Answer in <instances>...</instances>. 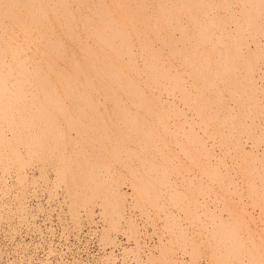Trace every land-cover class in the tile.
<instances>
[{
	"label": "bare ground",
	"instance_id": "bare-ground-1",
	"mask_svg": "<svg viewBox=\"0 0 264 264\" xmlns=\"http://www.w3.org/2000/svg\"><path fill=\"white\" fill-rule=\"evenodd\" d=\"M84 1L79 2L86 3L84 7L70 3L72 7L69 9L75 13L76 18L66 17V24L55 25V28L52 29L55 34L59 35L55 39L56 42H62L63 38L70 40L73 37V43L78 52H85L84 60L76 63L72 60V55L77 51L75 48L76 51L73 50L71 53L65 43L61 45L54 43L50 50L45 51V54L54 55L59 49L65 57V64L61 65L62 74L58 79V87L55 86L56 82L49 74L44 75L43 79L35 78L34 81L27 78L26 82L33 86L27 87L29 91L27 90L26 93L16 91L12 95L14 91L8 90L10 93L3 98L6 100L5 105L0 103V168L3 170L1 171L3 174L0 173V186L5 182V170L10 167L19 169L18 179L27 185L28 176L27 174L23 175L22 171L26 169L24 156L38 155L50 163L53 160L57 161L52 163L54 167L49 166L57 168L62 176L61 180H65V188L74 198L72 203L74 215L78 216L80 207L91 206L90 203L94 204L95 198L104 197L107 199L103 203L105 214L112 217L110 224L115 227L119 215L124 213V208L119 206L118 201L130 192H126L122 188L114 189L116 192L112 191L113 184L116 182H110L111 176H108L111 174L108 165L109 158L121 173L124 174L123 171L127 169V172L131 170L129 172L136 175L133 170H145L149 175L148 179H150L147 181L151 183V180L154 179L156 184H164V179L169 181L171 178V174H166L167 165L171 166L169 164L171 161L173 162L172 167H176L180 171L179 173L174 171L178 181H183L184 176L190 173L184 174L183 169H189L191 166L190 170L193 173L190 177L193 176L192 180L194 179V181L192 182H195L194 185L197 187L193 191L194 187L190 189L186 186L193 191V196L190 194L191 200H188L194 205V209L190 207L192 204L189 205L194 212V216L191 217L187 214L190 217V220L187 217L189 227L183 222L184 220L176 218L178 221L175 225H181L184 234L185 231L186 234L187 231L189 233L190 229L197 232L196 228L198 227L199 230L201 227L200 224H196L198 218L195 215L196 212L199 216L203 215L201 217H205L207 213L212 215V212L215 213V216L213 214L212 217L215 219L218 217L214 212V206L219 207L218 203L226 199L225 195L229 190H227L228 187L227 189L223 187L231 185V182H234L232 178L236 179L235 183H241L240 185L247 181L243 187H248L250 190L248 194L253 198L252 204L259 208V203L264 200V190L261 189L264 187V162H262L264 158H261L260 164L258 161L259 168H263L259 170L256 166L257 163L253 162L257 160V157L253 156V160L249 151L253 148L259 150L260 143L264 142V138L252 132V129H255L252 123L255 122L256 113L249 103L251 101L258 103L261 100L259 94L256 99L257 94L252 93L258 86L257 80L253 78L258 71L256 68L259 67L255 60L264 55V0ZM253 2L256 3V6ZM250 3L253 5L249 6ZM104 4L107 6L105 10L101 7ZM78 8H85V10L80 12ZM32 9L35 7L33 6ZM61 10L65 14L64 9ZM38 17L34 12H25L16 23L17 29L29 31L32 36L40 40L38 22H36ZM250 42L255 43L254 50L249 48ZM240 58H243L244 61L241 59L242 62H240ZM243 67H246V72L242 71ZM229 68L230 72L227 71ZM38 82L48 88V92L45 94L47 98L45 104L37 98L40 105H36L30 97L32 92L42 88L37 85ZM44 82L50 85H46ZM28 92L29 94H27ZM19 104H23V109L19 108ZM234 104L238 109L237 112L233 111ZM53 106L58 107V113L63 116L56 113L57 111H49V107ZM244 106L246 108H243ZM93 107L98 108L90 110ZM233 116L238 118L226 126L231 130L225 129L224 132L223 129L218 133V130L211 128L220 125L217 118L222 123ZM247 118H251L249 122L245 121ZM66 119L70 120L66 121L67 125L63 121ZM72 119L76 121V124L75 121L69 123ZM197 119L201 121L196 124ZM242 122H244V126L238 129L236 124L241 125ZM63 124L64 126H62ZM206 127L210 129L208 133L210 138L205 136ZM71 129L76 131V135H73ZM243 130L246 131L247 136L253 139V146L249 150L246 148L247 151L243 150L244 147L238 148V141L242 138L240 132ZM183 138H187V140ZM216 150L217 153H215ZM240 152H245L246 158V162L242 165L237 161ZM186 155L188 160L183 157ZM231 155L232 157H230ZM38 159L37 162L41 160ZM33 162L30 164L34 165ZM223 166L225 169L227 168V171L222 168ZM230 167L235 169V175L234 173L229 175ZM161 173L162 179H159ZM179 176L181 177L179 178ZM58 177L56 175V178ZM205 179H207L210 189H208L209 186L205 189L202 184ZM140 181L142 182V180ZM212 183H218L223 190L226 189L221 197L218 196L217 189V192H212L211 189L214 188L211 186ZM144 185L147 186V183L143 180V185L138 187L140 194H137V191L136 197L141 195L145 201L142 197V201L140 198L138 203H146L148 195L145 196L143 193L146 191ZM239 186L235 185L236 190L234 191L238 192ZM154 187L156 190V187L159 186ZM167 190H170L169 187ZM166 191L164 188L160 189L162 195ZM205 191H207V195H205ZM162 195L160 194V196ZM230 196L229 198L232 197ZM236 197L238 198V196ZM157 198L156 200H158ZM201 198L207 200L205 202L210 206L211 213L208 212L205 204L206 208L203 207V209L206 210L199 211L201 208L197 207V204L201 202L203 204L204 201ZM137 199L139 200V198ZM132 200L134 201V199ZM165 200L166 198L163 196V204H160V207L155 204L157 209L165 208ZM237 200L235 198V201ZM237 203L235 202L237 206L242 205ZM249 203L251 204V200ZM225 205L227 206V203ZM254 205L249 207L250 210H244L248 215L243 213L241 206L242 210L238 211H236L237 206L236 208L231 207L233 209L230 210L227 209L230 220L228 219L225 225L221 223L222 226L219 227L222 230V233L219 232L221 238L219 237L217 242L215 239L218 237L214 236L216 243L212 249L217 248L220 252L215 253L213 249L215 255H210L213 260L215 259V264L231 262H225L226 257L231 253L237 258L236 261L232 260L235 257L231 259L232 264L233 262H235L234 264H247V262L248 264H264V224L262 223L264 222V209L261 207L262 210L258 213L257 220L252 214L256 209ZM182 206L190 209L187 205ZM244 207L248 208L246 205ZM167 208L168 206H166ZM2 211L4 209L0 204V213ZM180 211L181 208H179L180 216H178L179 214L173 208L169 210L172 216H178L179 219L184 217L183 211ZM223 212H221L222 215ZM225 214L227 213L225 212ZM170 219L166 217V227L169 226ZM197 223H199L198 220ZM208 226L211 229V225ZM216 230L212 233L215 234ZM191 241L189 240V243ZM196 245H193V248H196ZM221 248L222 251H220ZM196 254L194 253L193 259H196ZM223 257L224 261L222 262ZM208 261V264L214 262L211 259ZM193 263L196 264L195 260Z\"/></svg>",
	"mask_w": 264,
	"mask_h": 264
},
{
	"label": "rangeland",
	"instance_id": "rangeland-1",
	"mask_svg": "<svg viewBox=\"0 0 264 264\" xmlns=\"http://www.w3.org/2000/svg\"><path fill=\"white\" fill-rule=\"evenodd\" d=\"M79 2H85V1L84 0H49V1L48 0H0V94H1L0 103H3V105H5L6 100L3 98L5 97V95L10 93L8 92V90L14 91L12 95H14L16 91H21L23 93H26L27 90L29 91L27 87H33V86L32 85L30 86L29 83L26 82L27 78L29 80L34 81L35 78L43 79L44 75L49 74V76H51V78L55 80L54 81L56 82L55 86L58 87L57 85L59 84L58 79L60 78L62 74L61 65L65 64L64 63L65 57L63 56V54H61L59 49L57 50L56 53H54V55H51V56L48 54H45V51L50 50L53 47L54 43L59 44V45H61L62 43H65L69 47L71 53L73 50L76 49L73 43V37L70 40L63 38L62 42H56L55 39L59 37V35L55 34L52 31V29L55 28V25H59L61 23L66 24L67 23L66 17L76 18L75 13L69 8L72 7L70 3H73V5L75 6H77L78 4L80 7H84V5L86 4V3L81 4ZM253 3H250L249 6L251 4L253 5ZM254 4L256 6V3ZM33 6L35 7V9H32ZM101 7L103 10L107 8L105 4L101 5ZM61 9H64L65 14L62 13ZM78 9L80 10V12L85 10V8H78ZM30 11L34 12L35 14L39 16L38 19H36V22H38L37 27H38V36L40 40H38L37 37L32 36L31 32L25 31L22 29L18 30L16 27V23L18 19L21 16H23L25 12H30ZM138 18L140 19V17ZM134 20H137V19H134ZM248 46L251 50H254L255 43L250 42ZM82 52L81 51L78 52L77 50L76 53L72 55V60L76 61V63L79 61H83L85 52L84 51ZM241 59L243 60V58H240V62H242ZM255 62H257L259 67L256 68L258 71L257 72L255 71L256 73L254 74L255 76H253V78L257 80L258 86H257V89H255L252 94H257L256 99L259 94L261 100L258 103L257 102L254 103L251 101L250 103L252 104V106L249 103V106L251 108L253 107L252 110L256 113V116L254 119L255 122L252 123V125L255 126V129L253 128L252 132L264 138V131H262L264 129V86H263L264 85V55L256 59ZM245 68L243 67L242 71L245 70ZM227 71L230 72V68ZM38 83L39 84L37 85H39V87H42V88H39L38 90L32 92L30 94V97L32 99V102L36 103V105L39 104V102L37 101V98H39V100H41L42 103L45 104V102L47 101L45 94L48 92V88L43 87L44 84H42L41 82H38ZM44 83L46 85L49 84L46 82ZM27 94H29V92ZM34 94H36L37 97L36 95L34 96ZM22 106L23 104H19V108L23 109ZM246 106H244L243 108H246ZM95 108L97 109L98 107H93L90 110L92 109L95 110ZM49 111H53V112L57 111L56 113H58V107L56 106H53L52 108L49 107ZM233 111L234 112L238 111V109L236 108V105L234 106ZM58 114L63 116V114L61 113H58ZM237 118H238L237 116L228 118L226 119L227 122L224 121L225 123L224 122L220 123L221 120L217 118V122L219 120L218 124L220 125H218L217 127H211V128L218 130L219 131L218 133L222 132L223 129H224V132L226 130H231L230 127H228L227 129L226 126L229 125L228 124L229 122L236 121ZM250 119L251 118H247L245 121L249 122ZM68 120L69 119H66L63 121L68 122ZM72 121L74 122L75 120L72 119L71 122L69 123H72ZM196 121L195 122L197 124V123H200L201 120L199 121L197 119ZM67 122L64 124L67 125ZM74 123L76 124V121ZM64 124L62 126H64ZM236 126L239 129L240 127L244 126V122H242L241 125L238 123L236 124ZM196 127L198 128V125ZM248 129H251V128H248ZM74 131L75 130H72V133L73 135H76V131L75 132ZM209 131L210 129L206 127L205 128L206 137L209 135L208 134ZM233 136L236 137L235 135ZM240 136L242 138L238 141L239 143L238 148L240 147L242 149L244 147L243 150L245 151H247V149L248 150L251 149L253 146V139L250 136H247V133L245 130H243V132H240ZM183 139L187 140V138H183ZM249 152L248 153L250 154V156H252V158L253 156L257 157V160L253 161L257 163L256 164V166L258 167L257 169L259 170L263 169V168H259V164L261 163L260 160L264 158V142L262 141L260 143L259 150L258 148H255V149L253 148ZM215 153H217V150ZM244 153L245 152L238 153L237 161H239L241 165L246 162ZM24 157H25L24 165H26V169H23L22 171L24 172L23 175L27 174L28 176L27 185H25L18 179L19 169H17V167H10L9 169L11 170L9 169L5 170L6 171L5 182L2 186H0V204H2V209H4V211L0 213V217H1L0 218V264H182V263L183 264H188V263L194 264L193 263L194 260L196 264H208L209 263L208 260L210 259L214 261L212 262V264H215L216 261L215 259L213 260L211 256L215 255V253H220V252L217 248L215 249L213 248L215 252L213 253L212 247H214V244L217 242V240L221 238L220 235L222 233L221 232L222 230H220L219 227L222 226V224L225 225V223L228 222L227 220L229 218H228L227 209L229 210L233 209L231 207L236 208L237 205L235 204V202H238L239 204L243 205V206L238 205L237 206L238 208L236 209V211H238L242 207H243L242 208L243 211L246 209L250 210L249 207L254 205L252 204L253 198L251 197V195L248 194L250 190L248 189V187L247 188L243 187L247 181H245L243 185H240L241 183L239 184L235 183L236 179H233L230 176L232 178V181H234V182H231L232 186L224 185L223 187L226 189L228 187L227 190H229L230 193L227 191V194L225 195L226 199L224 198L225 200L220 201L221 203L223 202L222 204L220 202L218 203L219 207L214 206V212H216V216L218 217L216 219L215 217H212L213 214L215 216V213L210 212L209 210L210 206L206 204L207 200L201 198V200H204V201H203V204H201L202 202L200 204H197V207L199 206V208H201V210L199 211L202 212L203 210H206L205 205H207V210H209L208 212H210L212 215H209L207 213L205 217H201L203 215L199 216L198 212H196L197 214L195 215L199 218V219L198 218L196 219V224L197 225L200 224L201 226L199 230H198V227L196 229H197V232L200 231V233L194 232L193 229H190V230L188 229L189 233L187 231V234H186V231H185V234H184L181 229L183 227L181 225H175V223L178 220H182V221L184 220L183 222L186 224V226L188 225L189 227L190 224L187 219L189 218L190 220V217L192 215L194 216V212L192 211V208L194 207V205L192 202L190 201L188 202V200H191L190 197L193 196L194 189L195 188L197 189L196 185H194L195 182H192L194 181V179L192 180L193 176L190 177V175L193 173L190 170L191 166L189 167V169H186V168L183 169L184 174H186L187 172H190V173L186 174V176H184L183 181L179 180L180 181L179 182L178 179L176 180L177 175H176V172L174 171H177L178 173L180 171L178 170V168L172 167L173 162L169 161V164H171V166L167 165L168 171L166 172V174L168 175L171 174V178L169 179V181L167 179H164L165 180L164 184L162 183L156 184L154 182V179H152L151 183L154 186H159V187H156V190H155V187L151 183L148 182L150 181V179H148L149 175L146 173L145 170H139V171L133 170L136 173V175H134L131 172H129L131 170H128L127 172V169H125L123 171L124 172L123 174L117 167L113 165L111 158H109L110 160L108 161V165L110 167L111 174L108 175V171H109L108 170L107 175L111 176L109 178L110 182H113V183L116 182L115 183L116 185L112 183L113 186L115 187V188L114 187L112 188L113 189L112 191L116 192L117 190L116 188H118V190L122 188V190H125L126 192L128 191L130 192L129 194H131V195L128 194L130 197L128 195H124L127 198H123L124 197L123 196L122 199L118 201L119 206L121 205L120 207L124 208L123 209L124 213L119 215V218L116 222V226L113 227L110 224L112 223L110 222V219H112V217L109 214H105L104 207H103V203L107 199H104V197L95 198L94 204L90 203L91 206L80 207L78 209L79 210L78 216L74 215V213L72 212L73 211L72 203H73L74 198L73 196H71V193H69L67 189L65 188L66 187L65 180H63L64 182L61 180L62 176H60L58 169L53 168L54 166L52 163H55L57 161L53 160L52 163H50V161L43 160L41 156L38 157V155L37 156L33 155V157H30V156H24ZM183 157H185V160H188L187 155ZM230 157H232V155ZM37 158L41 160L37 162ZM177 160L179 161V159ZM258 161H259V164H258ZM30 162L31 163L33 162L34 165L30 164ZM262 162H264V159L262 160ZM187 164L189 165V163ZM49 165H52L53 167L50 168L51 166ZM222 168L225 169L224 166ZM169 169L173 170L171 172L174 174H172ZM225 170L227 171V168ZM230 170L231 171L228 170L229 175L233 173L235 175V169L231 168ZM1 171H3L2 168H0V173L3 174ZM226 171L225 173H227ZM138 172L140 173V175ZM241 174L243 175V172ZM241 174L239 173V175ZM10 175L12 176V178ZM56 175L57 177L59 175V177L56 178ZM130 175L133 177L134 176H137V177H134L135 178L134 179L133 177L131 178ZM159 175H160L159 179H162L161 178L162 173ZM180 177L181 176H179V178ZM22 178L24 180V176ZM10 180L12 184H10L11 183L9 182ZM140 180H142V182ZM143 180L146 181L147 186L149 185L148 188L147 186H145L146 184L143 186V187H146V191H143V193L145 194V196L148 195L149 198H151L152 200H150L147 196L148 200L146 199V203L145 202L138 203L140 201V198L142 201L143 196L138 195L139 197H136L137 196L136 192L138 191L137 194H140V191H139L140 189L138 187L143 185ZM206 180L207 179H205L204 182L202 183L205 186V189H207L209 186ZM66 184H68V181H66ZM167 184H169L168 187L170 190H167L168 189ZM178 185L180 186L178 187ZM216 185L218 188L216 187ZM219 185L220 184L218 183H212L211 186L214 188H212L211 190L212 192H217L218 190L219 191L218 196L220 195L219 197H221L222 194H224L226 189L223 190L222 187ZM235 185L236 186L240 185L238 187V192L234 191L236 190V187H234ZM163 186H165L166 189ZM186 186L190 189L194 187L192 189L193 191L189 190ZM162 188H164L165 191L167 190L165 194L163 195L160 192V189L162 190ZM208 189H210V186ZM261 189L264 190V187ZM147 191H148V194H147ZM151 191L153 192V194ZM188 191H189V194H187ZM207 191H205L206 193V194L204 193L205 195H207ZM155 192H157L158 195H156L157 193L155 194ZM180 192L181 194H179ZM134 193H135L134 196L136 198L133 196ZM160 194L162 196H160ZM156 196H158L159 198H157ZM163 196L164 198H166L164 204L168 206L167 208L168 211L166 209V206L165 208H163V210H161L160 208L157 209L163 204L162 202ZM179 196H181L182 198ZM229 196L231 198H229ZM236 196H238V198ZM137 198H139V200ZM156 198L158 200H156ZM235 198L236 200L237 199L238 200L235 201ZM132 199H134V201ZM250 200H251V204L249 203ZM178 201L180 203L182 201V203L180 204ZM226 203H227L228 208L225 205ZM263 203H264V200L261 201V203H259L258 205L259 208L256 207L257 205L256 206L254 205L256 209L253 211L254 213L252 212V214H254L257 220H258V215H259L258 213H260V211L264 209ZM155 204L158 205V207L155 206ZM223 204L226 206V208L224 207ZM182 205H187V207L191 205L190 207L192 208L189 207L190 209H188L186 208V206L184 208V206ZM244 205L248 206V208L244 207ZM203 207L205 208L203 209ZM153 208L156 210H154ZM172 208L177 213L179 212V208H181L180 212L183 211L182 212L184 216L182 217L183 219L178 218V216H180V213H178L179 215L177 217L172 216L171 212H169V210H171ZM89 209L92 211H90ZM153 210L157 211L159 215L158 213L156 214V212L154 213ZM221 212H223V215ZM225 212L227 214H225ZM243 213L248 215L246 211H244ZM187 214H189L190 217ZM163 215L166 216L168 219L172 217L168 223L169 226L167 227H166L167 224H165L167 223L166 217H164ZM208 215L211 219L208 217ZM219 218L221 219L219 220ZM193 219H195V217H193ZM197 220L199 223H197ZM223 220H226V221H223ZM171 221H174V222L171 223ZM201 221H204V222L201 223ZM262 223L264 224V222ZM171 224H174V225H171ZM208 225H211L212 230L208 228L210 227ZM171 226L173 227V230ZM203 230L204 232H201ZM214 230H216V233L218 235L216 233H215L216 235L213 234L215 232ZM171 231L172 232L174 231V233H172ZM207 231L211 232V234H209L208 232L209 234L208 235ZM219 232L221 233L219 234ZM188 234H190L191 238H189L190 236H188ZM197 234H198V237H197ZM205 235L207 236V239L205 238ZM175 236H178V237H175ZM199 236H202V237H199ZM214 236L218 238L215 239ZM194 237H195V240H194ZM211 237H213V239H211ZM188 238L190 241L193 240L194 242L191 241L189 243ZM180 239L181 241H184V242H181ZM214 239L216 242L214 241ZM186 244H189V245H186ZM193 245L194 246L196 245V248L195 247L193 248ZM222 248L225 249L224 247ZM222 248L220 249V251H222ZM208 249L210 250L209 252H208ZM199 250L202 252L200 253ZM194 253L198 254V255L196 254V259H193ZM232 255L233 254L231 253V255L228 256L229 258L226 257L225 262L227 261L232 262V260L236 261L237 258L235 257V255L233 256ZM222 259H223L222 260L223 262L224 257ZM180 260L182 261L180 262ZM231 262H227L226 264H232ZM234 263L235 262H233V264Z\"/></svg>",
	"mask_w": 264,
	"mask_h": 264
}]
</instances>
